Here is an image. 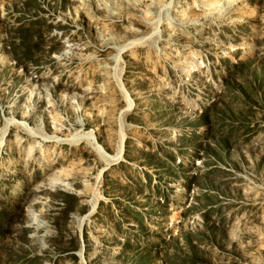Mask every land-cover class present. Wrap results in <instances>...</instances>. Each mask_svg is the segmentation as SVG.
<instances>
[{
    "label": "rangeland",
    "instance_id": "obj_1",
    "mask_svg": "<svg viewBox=\"0 0 264 264\" xmlns=\"http://www.w3.org/2000/svg\"><path fill=\"white\" fill-rule=\"evenodd\" d=\"M0 214V264H264V0H0Z\"/></svg>",
    "mask_w": 264,
    "mask_h": 264
},
{
    "label": "trees",
    "instance_id": "obj_2",
    "mask_svg": "<svg viewBox=\"0 0 264 264\" xmlns=\"http://www.w3.org/2000/svg\"><path fill=\"white\" fill-rule=\"evenodd\" d=\"M32 24V23H30ZM64 197H67L68 199H71L73 202H76L77 201V198L73 195H63ZM75 210V207L73 205H69L67 202H66V205H65V208H64V211H63V215L64 216H68L71 212H73ZM128 210V209H127ZM129 213V211H127ZM1 217L2 215L0 214V225H1ZM2 233L0 232V235ZM83 237H84V240H85V233H83Z\"/></svg>",
    "mask_w": 264,
    "mask_h": 264
}]
</instances>
